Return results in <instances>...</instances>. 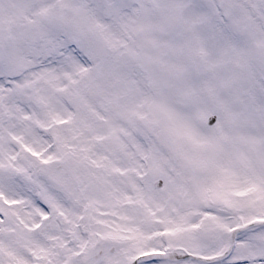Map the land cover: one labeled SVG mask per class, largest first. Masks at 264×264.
<instances>
[{
	"label": "snow or ice",
	"instance_id": "obj_1",
	"mask_svg": "<svg viewBox=\"0 0 264 264\" xmlns=\"http://www.w3.org/2000/svg\"><path fill=\"white\" fill-rule=\"evenodd\" d=\"M0 264H264V0H0Z\"/></svg>",
	"mask_w": 264,
	"mask_h": 264
}]
</instances>
